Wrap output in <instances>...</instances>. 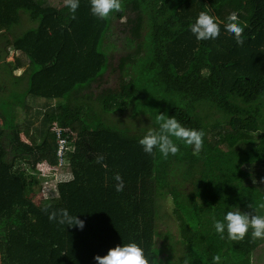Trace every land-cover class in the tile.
I'll return each instance as SVG.
<instances>
[{
    "label": "trees",
    "instance_id": "1",
    "mask_svg": "<svg viewBox=\"0 0 264 264\" xmlns=\"http://www.w3.org/2000/svg\"><path fill=\"white\" fill-rule=\"evenodd\" d=\"M123 4L99 20L90 0H80L76 19L63 0H0V264H96L95 255L132 242L151 264H213L216 255L221 264H249L262 240L250 242V232L238 244L226 233L221 240L213 218L237 209L264 215V0ZM202 11L220 24L218 38L190 32ZM232 12L247 24L243 46L224 28ZM120 19L130 51L118 60V88L92 98L87 90L111 67L114 45L105 41ZM113 112L119 124L107 118ZM159 113L203 130L200 153L177 141L176 156L146 154L138 140L158 128ZM249 118L255 131L234 132ZM56 130L64 159L57 178L46 169L52 188L36 203L42 168L58 165ZM101 155L106 167L95 160ZM67 175L75 179L62 182ZM166 198L177 238L163 229ZM45 203L84 228L50 222Z\"/></svg>",
    "mask_w": 264,
    "mask_h": 264
},
{
    "label": "clouds",
    "instance_id": "2",
    "mask_svg": "<svg viewBox=\"0 0 264 264\" xmlns=\"http://www.w3.org/2000/svg\"><path fill=\"white\" fill-rule=\"evenodd\" d=\"M79 4L80 0H63V6L71 13V19H76L75 13L79 8ZM123 11V0H90V13L99 20H107L112 14ZM226 19L225 31L233 37L237 45L243 46L247 24H241L236 12L230 13ZM220 30V24L216 18L210 15L209 12L204 11L200 12L195 22L190 25V32L198 41L214 40L219 37ZM156 124L158 125L157 129H149L138 140L146 154L153 155L158 150L164 159H167L170 155L176 156L180 153V145L177 141L182 142L186 147L190 146L194 155L199 154L203 149L205 136L203 130L188 128L182 125L175 116L169 117L164 113H159L156 116ZM95 160L102 167H106L102 155L97 156ZM73 179H75L73 175H67L62 182H71ZM114 180L116 181V191H123V178L116 174ZM53 187L55 186L53 185ZM247 207L253 208L251 204H248ZM259 208L264 209V203H261ZM41 210L47 214L50 222H55L58 225L64 227L75 226L80 230L85 226L83 220L70 214L66 208L56 209L53 208L51 203H45ZM254 213V209L253 213L242 212L237 209L228 211L222 220L214 217L215 233L221 240L225 239L226 233L227 239L237 244L245 241V238L249 236V232L250 242L264 240V215ZM94 260L96 264H151V260L145 255L143 248L135 242L109 248L105 255H95ZM213 264H221L219 255L213 257Z\"/></svg>",
    "mask_w": 264,
    "mask_h": 264
},
{
    "label": "rangeland",
    "instance_id": "3",
    "mask_svg": "<svg viewBox=\"0 0 264 264\" xmlns=\"http://www.w3.org/2000/svg\"><path fill=\"white\" fill-rule=\"evenodd\" d=\"M127 14V13H126ZM128 15V14H127ZM126 33V28L123 19L115 20L112 25L111 33L108 36V39H106L105 43L106 45L111 43L114 45V47L109 48L107 50L110 54V60H111V67L91 86L90 89L87 90L88 93H90L91 97L93 98L96 94L100 93L102 90L109 88V89H115L118 88V82H119V71L117 68L119 57L124 54L126 51H130V47H124L123 46V36ZM12 51L9 52V55L7 59L12 58ZM129 112V111H128ZM128 112L123 113L124 115H127ZM121 113L113 112V114L108 115V119H110L111 123L113 124H119L120 120L124 119L121 117ZM124 117V116H123ZM142 120L144 119V122L147 121L146 118L141 117ZM119 120V121H118ZM37 121L35 120L33 124H36ZM257 127V123L254 119L249 118L247 119L246 123L244 125L237 126L234 129V132L238 129H248L251 131H255ZM22 139H25V137L22 135ZM42 174L40 175L42 178V181H44L43 186L36 187L33 192L31 193V198L34 202L38 203L41 198L46 197L49 194V191L51 190V185L47 183V181L50 179V174H46V168H42ZM51 170V168L48 169V171ZM57 174L52 175V177L57 178ZM164 209L169 213L170 218L167 220V223L165 226H163V229H169L175 238H177L179 229L177 222L175 221V217H173L172 208L173 204L170 198H166L163 202ZM162 204V205H163ZM164 218L166 219V216L164 215ZM168 227L166 228V226ZM252 257L250 259L251 264H264V240L260 243V245L252 252ZM226 261L230 262L229 259L226 258ZM249 263V264H250ZM186 264V263H185ZM240 264V263H237Z\"/></svg>",
    "mask_w": 264,
    "mask_h": 264
},
{
    "label": "built area",
    "instance_id": "4",
    "mask_svg": "<svg viewBox=\"0 0 264 264\" xmlns=\"http://www.w3.org/2000/svg\"><path fill=\"white\" fill-rule=\"evenodd\" d=\"M56 142L58 144L57 155H58V165L55 167L44 166L47 170L51 168L54 174H57V168L62 164L64 159V149H65V139L60 135L59 130H56Z\"/></svg>",
    "mask_w": 264,
    "mask_h": 264
}]
</instances>
